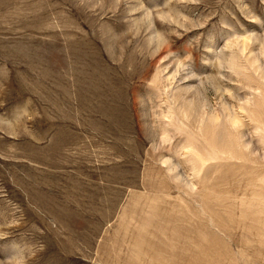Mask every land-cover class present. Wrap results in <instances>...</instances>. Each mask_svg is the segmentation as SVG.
Masks as SVG:
<instances>
[{
  "label": "rangeland",
  "instance_id": "obj_1",
  "mask_svg": "<svg viewBox=\"0 0 264 264\" xmlns=\"http://www.w3.org/2000/svg\"><path fill=\"white\" fill-rule=\"evenodd\" d=\"M0 264H264V0H0Z\"/></svg>",
  "mask_w": 264,
  "mask_h": 264
}]
</instances>
